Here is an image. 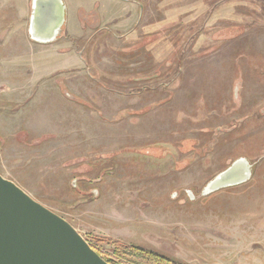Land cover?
<instances>
[{"label": "rangeland", "instance_id": "rangeland-1", "mask_svg": "<svg viewBox=\"0 0 264 264\" xmlns=\"http://www.w3.org/2000/svg\"><path fill=\"white\" fill-rule=\"evenodd\" d=\"M63 1L43 43L0 0V174L103 255L264 264V0Z\"/></svg>", "mask_w": 264, "mask_h": 264}, {"label": "water", "instance_id": "water-1", "mask_svg": "<svg viewBox=\"0 0 264 264\" xmlns=\"http://www.w3.org/2000/svg\"><path fill=\"white\" fill-rule=\"evenodd\" d=\"M65 23L63 0H32L28 33L53 41ZM251 166L234 160L203 188L208 194L249 179ZM0 264H109L64 218L0 174Z\"/></svg>", "mask_w": 264, "mask_h": 264}, {"label": "trees", "instance_id": "trees-1", "mask_svg": "<svg viewBox=\"0 0 264 264\" xmlns=\"http://www.w3.org/2000/svg\"><path fill=\"white\" fill-rule=\"evenodd\" d=\"M97 242L107 241L106 239L95 238ZM115 247L113 255H107L98 251L93 245L90 246L96 250L109 264H182L171 260L163 255L138 248L132 245L123 244L120 242H113Z\"/></svg>", "mask_w": 264, "mask_h": 264}]
</instances>
